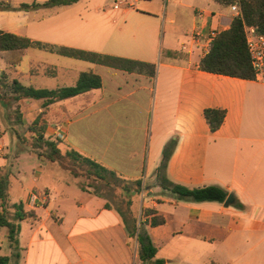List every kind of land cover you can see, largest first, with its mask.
Returning <instances> with one entry per match:
<instances>
[{"label": "crops", "instance_id": "0c3cea01", "mask_svg": "<svg viewBox=\"0 0 264 264\" xmlns=\"http://www.w3.org/2000/svg\"><path fill=\"white\" fill-rule=\"evenodd\" d=\"M114 2L78 0L68 7L0 10V30L20 36L17 30H27L24 37L35 41L156 67L150 75L29 48L12 67L13 82L55 90L75 86L81 73L91 72L101 86L48 106L33 99L15 101L12 107L1 103L0 143L13 131L9 118L17 109L24 125L40 118L46 137L60 129L62 152L76 150L127 183L140 181V190L132 187L129 210L138 223L151 219L146 210L165 218L163 225H145L165 264H215L219 252L226 264H264V86L199 69L211 32L229 29L236 14L215 0H131L119 9ZM10 14L23 17L7 25ZM197 27L201 34L196 38ZM165 50L186 58H169ZM208 108L226 111L214 133L204 117ZM173 140L166 170L170 181L189 188L219 186L246 208L177 201L162 190L156 173ZM0 146V176L8 177L5 213L19 226L15 240L0 227L8 242L3 252L0 236V264H137L120 216L126 212L121 187L96 183L120 193L118 209L103 193L83 185L81 177L38 157L30 147L29 157L40 164L27 177L22 154L16 152L19 144L7 150ZM14 162L16 171H9ZM33 192L45 193L46 200L29 204ZM19 203L21 212L14 208ZM29 212L30 217L17 219Z\"/></svg>", "mask_w": 264, "mask_h": 264}, {"label": "trees", "instance_id": "16d2710c", "mask_svg": "<svg viewBox=\"0 0 264 264\" xmlns=\"http://www.w3.org/2000/svg\"><path fill=\"white\" fill-rule=\"evenodd\" d=\"M215 1L229 7L237 6L240 10V14L233 18L229 29L220 32L212 40L208 53L200 60L199 69L207 73L244 80H254V69L251 64L244 28L245 26H252L258 33L264 35V0ZM76 2H78V0H47L43 3H21L18 6H13L9 2H0V10L33 11L41 8L68 7ZM29 48L44 50L93 64L108 65L130 72H146L147 70L148 74L154 75L156 71L155 65L152 64L35 41L28 37L0 30V58L3 59L8 66L15 67L19 65ZM163 55L173 59L186 58L184 54L169 50L163 51ZM100 86L101 81L99 76L91 72L81 73L75 86L55 90L24 87L17 81H14L12 84L13 91L17 94L15 97L16 101L22 99L43 100L44 106L78 96L92 89H98ZM14 113L20 123L21 117L18 114V110L15 109ZM225 116L226 111L224 109L208 108L204 110L205 120L210 131L213 133L221 128ZM45 128V124L41 123L40 118L35 119L29 127V131L34 134L35 138V143H33L31 149L38 157H44L50 161L59 162L64 169L68 170L74 176H84L88 179H94L97 184H105L109 187L113 185L118 186L121 187L123 191L129 193L133 186L136 190L141 189L142 183L140 181H136L133 184L127 183L115 172L108 170L97 161L80 154L76 150L71 149L62 152L59 148V144L62 143V140L47 138L44 134ZM18 138L20 139V137ZM174 142V140L171 141L164 148L162 161L157 169L156 178L161 189L169 192L177 201L194 203L218 202L224 204L230 193L219 186L211 185L189 188L168 179L166 170ZM42 145L45 146L48 151L45 154L38 150ZM125 197L127 198H125L126 212L121 213L120 216L129 231V238H133L136 241L137 263L165 264L163 259L157 258V248L154 246L151 237L145 230V225L148 223L152 227L165 224V218L158 215L154 210H146L145 217L151 216V219L148 220V218H146L138 223L137 219L132 216L129 210L131 205L130 197L126 195ZM234 205L239 209L246 208L237 200H235ZM7 207H9L8 177L0 176V227L8 228L10 238L15 240V235L19 230V226L8 221L5 213ZM14 208H17L21 212L23 208L22 203L14 204ZM30 215V212L17 215V219L23 220L30 217ZM130 223H132V229H129Z\"/></svg>", "mask_w": 264, "mask_h": 264}, {"label": "rangeland", "instance_id": "374dc122", "mask_svg": "<svg viewBox=\"0 0 264 264\" xmlns=\"http://www.w3.org/2000/svg\"><path fill=\"white\" fill-rule=\"evenodd\" d=\"M7 1V0H4ZM18 0H14V2H16ZM23 1L24 3H32V2H38V3H43L47 0H20ZM96 5L99 4H103L105 2V0H94ZM83 4H86V1H84ZM136 8H138V3H136ZM34 14V13H33ZM9 17L6 19V23L8 25V23H13L14 21H19L21 20V18L23 17V15H14V14H10L8 15ZM20 16V17H17ZM6 27L9 29V31H13L12 28H10V26ZM19 33H22L21 36H25L27 34V30H17ZM15 77V74L13 72L12 67L8 66L3 59L0 58V107H2V104H10V107H12L13 105H15V97L17 94H14L13 89H12V84H13V79ZM30 83V82H29ZM11 85V86H10ZM32 85V87H36V84H29ZM2 103V104H1ZM12 115L9 118V122L10 125L12 126L13 131L10 130V132H8L7 136L5 135V138L3 139V145L5 147V149H11L13 142H17L20 146L21 149H17L16 152H19L20 154H22V159L20 162L23 163L24 167H25V171L27 173V177L32 176L33 173V169L36 167V165L40 164V161L36 158V157H29V153L27 152V149L33 145V143H35V138H34V134L32 132L29 131V127L32 125L31 124H26L24 125L23 123H21L23 120L21 119V122L19 123V119H17V117L15 116V110L11 111ZM18 134V135H17ZM20 137V139L18 137ZM23 138V139H22ZM13 141V142H12ZM0 143V144H2ZM17 148V147H16ZM39 151L43 152L44 154L46 152H48L45 148V146H41L40 148H38ZM4 151V148H3ZM15 155V153H14ZM71 163V162H70ZM69 163V164H70ZM17 169V163L14 162V166L13 167H9V171H13L15 172ZM80 180L81 183L87 187H92L94 190L99 191L100 193H103L105 195V197L108 199L109 204H111L112 207L115 208H121L122 207V198L121 195H126L127 197H132L134 194L132 192H118L113 188H104L103 186H101V188H99L96 185V182L94 181V179H88L84 176H80ZM16 184V183H14ZM17 186V184L15 185ZM17 188V187H15ZM139 219H142V216L139 217ZM6 232L5 229L0 228V236L2 235V233ZM2 239V243H3V252H5L8 248V242L6 238H3L1 236ZM130 244L133 248H135L136 251V241L133 238H130ZM216 263L215 264H226L224 262V258L222 257V255L220 254V252L218 253V257L216 258ZM137 264H141V263H137ZM173 264H176V262H174Z\"/></svg>", "mask_w": 264, "mask_h": 264}, {"label": "built area", "instance_id": "2783aa9c", "mask_svg": "<svg viewBox=\"0 0 264 264\" xmlns=\"http://www.w3.org/2000/svg\"><path fill=\"white\" fill-rule=\"evenodd\" d=\"M131 0H115L114 8L119 9L122 6L128 4ZM232 11L238 16L240 10L237 6H231ZM245 36L248 51L251 58V64L254 69V81L260 83L264 86V35L256 31L252 26H245ZM200 29L197 27L194 31V36L197 38L200 36ZM216 32H211L210 42L217 36ZM211 44V43H210ZM47 138L63 139V133L59 129L56 134L47 136ZM3 154V147L0 146V156ZM45 193L33 192L30 196L29 204L34 205L36 201L41 200L44 202L46 200ZM1 245V241H0Z\"/></svg>", "mask_w": 264, "mask_h": 264}, {"label": "water", "instance_id": "95a60500", "mask_svg": "<svg viewBox=\"0 0 264 264\" xmlns=\"http://www.w3.org/2000/svg\"><path fill=\"white\" fill-rule=\"evenodd\" d=\"M234 203H235L234 196H233L232 194H230V195L227 197L226 201L224 202V205H225L226 207H228V206L233 205Z\"/></svg>", "mask_w": 264, "mask_h": 264}]
</instances>
